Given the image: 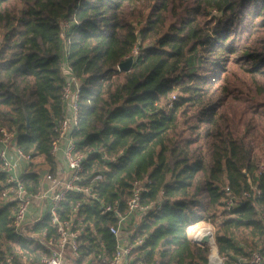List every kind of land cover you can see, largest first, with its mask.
Listing matches in <instances>:
<instances>
[{
    "label": "trees",
    "instance_id": "trees-1",
    "mask_svg": "<svg viewBox=\"0 0 264 264\" xmlns=\"http://www.w3.org/2000/svg\"><path fill=\"white\" fill-rule=\"evenodd\" d=\"M134 48L132 68L119 71ZM65 65L81 82L72 135L84 155L81 186L97 195L69 192L57 209L66 219L79 204L71 264L112 258L117 220L102 204L124 211L136 180L147 189L141 203L161 205L129 225L128 243L141 241L131 264H208V247L186 231L199 222L214 226L225 264L254 250L264 256V162L254 158L263 136L251 119L241 129L227 113L236 104L243 117L264 119V0H0V129L42 159L20 176L25 187L56 171ZM1 165L0 263L40 264L47 250L15 232V204L1 199ZM226 187L239 199L229 212ZM28 231L54 237L47 215Z\"/></svg>",
    "mask_w": 264,
    "mask_h": 264
},
{
    "label": "built area",
    "instance_id": "built-area-1",
    "mask_svg": "<svg viewBox=\"0 0 264 264\" xmlns=\"http://www.w3.org/2000/svg\"><path fill=\"white\" fill-rule=\"evenodd\" d=\"M131 57L133 58V62L139 57L137 48L133 49ZM63 74L65 77V83L62 88L63 118L57 129L58 139L52 143L50 154L54 157L59 152L61 153L65 166L63 167L64 177L45 173L42 181L47 184L46 187L42 182L36 189L32 186L25 187L21 182L20 176L16 174V168L22 163L27 166L28 170L33 161L29 154L24 153L18 148L15 131L0 129L1 170L6 175L7 184V187L1 194V199L4 203L13 202L15 204L12 222L15 232L23 239L36 242L47 250L48 254L41 258L40 264H71V259L79 257L80 242L78 238L80 232L76 227V222L78 220L76 211L79 204L73 207L66 219L60 218L57 211L60 204L65 200L66 195L71 192L84 195L86 198H97V195L94 194L90 188L81 186V163L84 159V155L76 151V144L72 136L73 132L78 129V102L81 82L73 76L72 68L69 65L64 66ZM174 100L175 95H172L168 101L169 107ZM8 149H11L14 154V162H11L6 156V151ZM262 166L261 168H263ZM146 190L144 181H133L130 196L126 201V209L124 211H120L117 202L113 205L102 204L103 212L113 214L117 220V224L110 228V233L115 237L116 242L114 254L110 259L99 256L98 259H100L101 263L131 264L132 250L136 245H139L141 241L132 245L128 243L127 230L129 225L132 222L139 221L141 217L146 215L151 209L159 210L161 205L160 201H157L155 204L143 205L141 203V195ZM253 192L259 194L255 187L251 189V194H253ZM225 194L227 197L225 201V210L229 212L237 207L239 199L231 196L230 190L227 187L225 188ZM251 194L246 192L242 195L241 199L250 198ZM39 202L47 203L45 215L49 217L50 225L54 228V237L47 236L46 232L34 233L28 231V228L32 224L41 219H36L31 224H27L29 223L28 215L30 208L32 205ZM259 218L264 223V208L259 210ZM210 225L202 229H192L193 224H190L187 226L186 230H192V233H190V240L194 244L201 247H208V264H225L226 259L219 256L217 252L214 240V226L211 225L210 227ZM205 236L209 237V241L207 244L203 245L201 241ZM3 264H10V259ZM137 264L148 263L139 261ZM150 264H160V262L159 260H155ZM228 264H264V256L261 255L258 250H254L248 256L238 257Z\"/></svg>",
    "mask_w": 264,
    "mask_h": 264
},
{
    "label": "rangeland",
    "instance_id": "rangeland-1",
    "mask_svg": "<svg viewBox=\"0 0 264 264\" xmlns=\"http://www.w3.org/2000/svg\"><path fill=\"white\" fill-rule=\"evenodd\" d=\"M227 113H228L229 117L234 118V120L236 122L239 121L238 127H240L241 129H243L242 124L246 119H251V125L252 126L256 125L257 129L258 130L260 129V133L263 136V139H262V142L256 141L254 143V158L256 160H259V162L262 165V162H264V131L261 130V128L264 126V119L256 117L250 111H248L246 117H243L242 110L236 104H233V107L231 109L227 110ZM244 129H245V127H244ZM41 161H42L41 158H37L34 160L33 164H34L35 168H36V166H38L41 163ZM262 167L264 168V165ZM219 219H221V218H219ZM209 225H210L209 223L207 224L204 222V223L198 224V226H196V228L202 229V228H205ZM210 227H211V225H210ZM196 228H192V229H196ZM191 231L192 230L189 231V235H188L189 238H190V233H192ZM213 231H214V228H213Z\"/></svg>",
    "mask_w": 264,
    "mask_h": 264
},
{
    "label": "crops",
    "instance_id": "crops-1",
    "mask_svg": "<svg viewBox=\"0 0 264 264\" xmlns=\"http://www.w3.org/2000/svg\"><path fill=\"white\" fill-rule=\"evenodd\" d=\"M6 156L11 162L15 161V157H14V154H13L11 149H8L6 151ZM54 158H55V162H56V171L53 175L59 176V177H64L63 167H65V166L63 163V159L61 157V153L59 152L56 156H54ZM32 163H34V161ZM25 170H27V166L21 163L16 168V174L18 176H21ZM44 174H43V176H44ZM43 176H42V178H43ZM41 182L46 187L47 184L45 182H43L42 180H41ZM46 210H47V203L46 202H39V203L32 205V207L30 208V211H29V215H28L29 223H27V224H31L34 220L42 218L43 216H45ZM198 224H200V223L193 224L192 228H196V226H198ZM186 231H187V234L189 235V230H186Z\"/></svg>",
    "mask_w": 264,
    "mask_h": 264
},
{
    "label": "water",
    "instance_id": "water-1",
    "mask_svg": "<svg viewBox=\"0 0 264 264\" xmlns=\"http://www.w3.org/2000/svg\"><path fill=\"white\" fill-rule=\"evenodd\" d=\"M132 65H133V58L129 57L126 61H123L122 63L118 65V69L119 71H122V72H128L132 68ZM208 241H209V237L205 236L202 239L201 243L205 245L208 243Z\"/></svg>",
    "mask_w": 264,
    "mask_h": 264
}]
</instances>
